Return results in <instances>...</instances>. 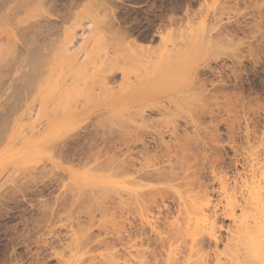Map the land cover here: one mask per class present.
<instances>
[{
    "label": "rangeland",
    "instance_id": "obj_1",
    "mask_svg": "<svg viewBox=\"0 0 264 264\" xmlns=\"http://www.w3.org/2000/svg\"><path fill=\"white\" fill-rule=\"evenodd\" d=\"M0 160V264H264V0H0Z\"/></svg>",
    "mask_w": 264,
    "mask_h": 264
},
{
    "label": "bare ground",
    "instance_id": "obj_2",
    "mask_svg": "<svg viewBox=\"0 0 264 264\" xmlns=\"http://www.w3.org/2000/svg\"><path fill=\"white\" fill-rule=\"evenodd\" d=\"M73 40V39H72ZM71 41V40H70ZM199 42H200V40H199ZM70 43H68V45H69ZM71 47V46H70ZM63 49V52H62V54L63 53H65L66 55H65V57H67V58H65V59H67V60H69V61H72V62H74V63H76L77 62V60H76V58L74 57V56H70V58H69V56H67V53L71 50V49H73V48H68V46H67V44L65 43L63 46H62V48H61V50ZM196 49V48H195ZM194 49V50H195ZM71 52V51H70ZM201 53V52H200ZM64 55V54H63ZM69 55V54H68ZM190 57V56H189ZM188 58V57H187ZM192 58H193V56H192ZM190 59V58H189ZM185 60V59H184ZM183 60V61H184ZM190 60H192V59H190ZM196 60V59H195ZM183 61H182V63H183ZM165 63V62H164ZM167 64V63H166ZM169 64V63H168ZM170 65H172V64H170ZM186 65V64H185ZM195 65V64H194ZM158 66V65H157ZM174 66V65H173ZM177 66V65H176ZM162 67V66H161ZM157 68V70H156V74H152L151 75V77L153 76V77H158L161 73H163L165 70H163V68L164 67H162V68ZM168 67V68H167ZM167 67H165V69L166 70H168L169 69V67L170 66H168L167 65ZM188 67V66H187ZM193 67V66H192ZM172 68V67H171ZM189 68V67H188ZM171 69H169V73L170 74H168L169 76H167V80H169L171 83H173V82H175V81H177L178 79H180V78H178L177 79V75H178V77L179 76H182L183 78L182 79H184L185 77H186V75H185V72L187 71L186 69V71H181V70H183L181 67H179V65L177 66V67H175L172 71H170ZM189 70V69H188ZM166 72V71H165ZM187 73V72H186ZM150 77V78H151ZM161 78H162V76H161ZM158 79H160V76H159V78ZM175 79H177V80H175ZM181 79V80H182ZM164 80V79H163ZM150 81V80H149ZM148 81V82H149ZM152 81V80H151ZM150 81V82H151ZM149 82V83H150ZM155 83V82H154ZM146 85H149V84H146ZM177 85V84H176ZM185 85V84H184ZM105 109L106 110H111L112 112H114L115 111V108L113 107V106H110V107H105ZM119 109L120 108H116V111H119ZM35 112V110H33V109H31L30 107H26L25 109H23L22 110V113H23V115H31L32 113H34ZM9 160L11 161V158L9 157ZM16 162V161H15ZM0 168L1 167H3V166H5L7 163H8V161L7 162H5V163H2V160H0ZM254 175V174H253ZM227 176V175H226ZM225 177V176H224ZM222 182H223V180H222ZM224 183H226V181L224 182ZM92 185H96V184H92ZM181 197V196H180ZM184 197V196H183ZM182 197V198H183ZM256 197V196H255ZM259 202H257V205L258 206H260L261 205V203H262V201H263V199H262V197H261V195L259 194ZM181 198V200H184V199H186V198H183L182 199ZM180 200V201H181ZM188 200V198L185 200V202ZM255 201V200H254ZM258 201V200H257ZM182 202V201H181ZM185 202H183V203H185ZM238 203V202H237ZM182 204V203H181ZM235 205H236V201H230V202H228V206H227V208L225 209V212L223 213L224 214V216L227 218H232V221L234 220V222H235V226H236V231H233V234H232V239H239L240 237H242L243 235H248V230L249 229H246L245 227H248V226H250V223L251 222H253L254 223V225H253V228H254V231H253V233H251L250 235H252L253 236V238H254V240H255V238L256 237H254L255 236V234H259V236H260V239H258V241L257 242H259L260 244L258 245V246H256L257 248H255V249H249V247L248 246H246V247H244V246H240V247H238V246H236L235 248H234V250H233V252L231 253V257H232V261L234 262H237V261H239L240 259H246V260H249V259H257V258H260V260H262V259H264V227H263V229H261V230H259L258 228V226H261V225H259L258 223V218H257V215H259V214H255L254 216H253V218H252V214L250 215V213L249 212H247V207L246 208H243V210H246V212L244 213V215H243V217H242V219H240V218H238L236 215H235V210H234V208H235ZM238 205V204H237ZM239 206V205H238ZM200 209H202V208H200ZM199 209V210H200ZM197 210V209H196ZM199 210H197V211H199ZM201 213H202V211H201ZM198 214H200L199 212H198ZM204 214V213H203ZM242 216V215H241ZM237 217V218H236ZM252 218V219H251ZM233 222V223H234ZM244 223H247L246 225H244ZM264 226V225H263ZM242 227H244V228H242ZM251 227V226H250ZM211 238L214 240V242H216V244H215V246H218L219 245V243H220V237H218V236H216V234H213V233H211ZM201 239V238H200ZM203 239V238H202ZM201 239V240H202ZM200 240V241H201ZM212 240V241H213ZM200 241H198L197 242V246H202L203 244L200 242ZM245 245H247V244H245ZM236 264H238V262L236 263ZM241 264V263H240Z\"/></svg>",
    "mask_w": 264,
    "mask_h": 264
}]
</instances>
